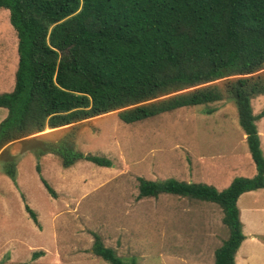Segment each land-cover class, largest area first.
<instances>
[{
  "label": "trees",
  "instance_id": "obj_1",
  "mask_svg": "<svg viewBox=\"0 0 264 264\" xmlns=\"http://www.w3.org/2000/svg\"><path fill=\"white\" fill-rule=\"evenodd\" d=\"M3 8L17 34L18 66L14 89L0 93V108L8 111L0 123V151L47 129L115 111L133 124L182 108L205 106L212 114L217 109L210 104H235L254 177H236L224 190L139 177L138 198L167 194L220 206L228 237L215 251V264H236L246 239L239 198L264 189L257 125L264 109L256 114L253 108V100L264 96V0H0ZM219 80L222 85L212 84ZM76 136L73 129L37 155L52 153L66 169L81 161L113 165L110 158L79 151ZM4 171L15 181L16 160ZM37 171L42 174L39 163ZM41 181L57 198L43 176ZM26 210L40 226L37 213L29 205ZM94 237L96 256L110 264H138Z\"/></svg>",
  "mask_w": 264,
  "mask_h": 264
},
{
  "label": "rangeland",
  "instance_id": "obj_2",
  "mask_svg": "<svg viewBox=\"0 0 264 264\" xmlns=\"http://www.w3.org/2000/svg\"><path fill=\"white\" fill-rule=\"evenodd\" d=\"M17 65L18 38L10 11L3 8L1 92L14 89ZM253 101L258 114L264 109V96ZM209 107L217 111L182 108L133 124L123 122L115 111L5 146L0 151V263L110 264L94 254L96 233L120 257L135 258L138 264H215V251L228 237L220 206L167 194L138 198L139 177L176 178L224 190L234 178L250 176L249 167L257 169L235 104L223 101ZM3 112L7 111L0 109V115ZM73 129L79 151L110 158L113 165L81 161L66 169L52 153L37 155L45 143L59 141ZM11 160L17 163L15 181L4 171ZM254 200L248 195L238 201L246 239L236 253V264H264V190ZM26 205L37 213L40 226ZM254 205L259 209L250 211ZM39 252L43 254L34 260Z\"/></svg>",
  "mask_w": 264,
  "mask_h": 264
},
{
  "label": "crops",
  "instance_id": "obj_3",
  "mask_svg": "<svg viewBox=\"0 0 264 264\" xmlns=\"http://www.w3.org/2000/svg\"><path fill=\"white\" fill-rule=\"evenodd\" d=\"M18 66V65H17ZM17 70V69H16ZM16 73V72H15ZM0 93H1V91H0ZM0 109H4V108H0ZM4 110H6L7 111V109H4ZM7 115H8V111L7 112H3L1 115H0V123L7 117ZM258 129H259V133H260V136H261V146H262V148L264 147V142H263V138H264V130H263V126H264V118L263 119H261L259 122H258ZM261 126V127H260ZM246 136V135H245ZM244 136V137H245ZM251 155V154H250ZM256 167V166H255ZM256 170L257 169H255V168H253V166L252 167H249V172H251L250 173V176H248V177H254L257 173H256ZM246 173V172H245ZM264 189H261V190H257V191H251V192H247V193H245V194H243L240 198H239V201H240V199L242 198V197H244V196H248V195H253V196H255V200H254V203H256V201H257V199L259 198V195H262V191H263ZM246 206H248V202H246ZM240 209V208H239ZM259 209V206H257V205H254V207L253 208H251L250 209V211H256V210H258ZM262 210H264V207H262ZM240 212H241V210H240ZM253 238V237H252Z\"/></svg>",
  "mask_w": 264,
  "mask_h": 264
}]
</instances>
